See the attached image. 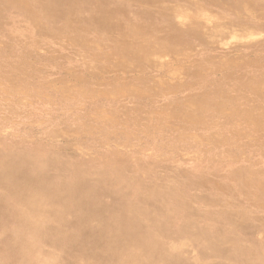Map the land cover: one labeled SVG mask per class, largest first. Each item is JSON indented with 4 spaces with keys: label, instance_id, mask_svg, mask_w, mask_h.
I'll list each match as a JSON object with an SVG mask.
<instances>
[{
    "label": "rangeland",
    "instance_id": "374dc122",
    "mask_svg": "<svg viewBox=\"0 0 264 264\" xmlns=\"http://www.w3.org/2000/svg\"><path fill=\"white\" fill-rule=\"evenodd\" d=\"M263 81L264 0H0V147L77 176L204 179L199 192L257 214L241 237L264 253V186L242 194L233 179L264 182Z\"/></svg>",
    "mask_w": 264,
    "mask_h": 264
},
{
    "label": "bare ground",
    "instance_id": "6f19581e",
    "mask_svg": "<svg viewBox=\"0 0 264 264\" xmlns=\"http://www.w3.org/2000/svg\"><path fill=\"white\" fill-rule=\"evenodd\" d=\"M54 163L62 162L0 147V264H264L263 251L241 237L254 235L257 214L234 198L199 192L204 179L174 173L157 179L145 168L129 174L126 166L112 165L77 176ZM233 179L242 194L264 186L257 178ZM130 191L136 196L125 201ZM252 195L248 200L257 205ZM200 215L207 226L189 227ZM218 219L228 226L220 232L208 223ZM190 244L197 246L196 258L183 254Z\"/></svg>",
    "mask_w": 264,
    "mask_h": 264
}]
</instances>
